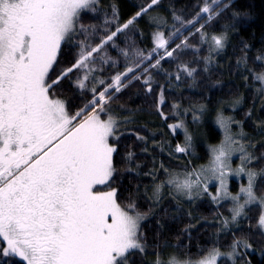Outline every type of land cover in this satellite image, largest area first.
Wrapping results in <instances>:
<instances>
[{
	"label": "trees",
	"instance_id": "1",
	"mask_svg": "<svg viewBox=\"0 0 264 264\" xmlns=\"http://www.w3.org/2000/svg\"><path fill=\"white\" fill-rule=\"evenodd\" d=\"M217 2L219 8L212 6L216 15L209 21L207 13L196 16L205 0H158L139 17L135 14L151 0H95L91 7L80 10L75 21L76 31L71 41L62 42L47 77L51 84L74 63L73 58L79 51L75 44L83 41L86 35L95 33L88 40L94 46L133 17V23L118 33L100 53L109 58L108 62L97 61L95 64L93 75L97 81L104 80L105 87L114 75L133 67L134 62L139 63L138 59L122 55L121 50H141L146 56L151 53V63L164 56V49L152 52L157 32H162L168 40V50L186 37L187 44L191 45L183 49L186 54L178 60L175 57L160 59L158 68H150L145 61L139 71L129 73L124 79L126 87L119 92L109 90L111 100L107 108L117 117L121 116L122 125L126 122L127 125L118 127L109 138V143L116 148L112 157L114 172L99 189H115L117 202L122 207L144 215L139 232L145 251L131 252L128 264H154L158 256L160 260L161 257L165 259L168 248L184 259L199 260L216 248L225 254L219 257L217 264H264V231L258 225L260 205H248L237 224L225 227L220 217L230 218L229 201L216 204L201 191L199 197L195 192L192 202L184 204L175 194H167L170 186L164 182L172 170L182 176L179 170L192 168L196 161H206L211 147L222 141L223 130L220 132L208 124L203 130V144H196L192 139L188 151L176 152L177 145L184 146L185 137L178 130L170 131L167 126L175 121L193 125L191 109L200 114L222 111L226 117L241 122V132L252 139L248 147L253 159L248 167L258 172L264 169V92L254 78L264 72V0ZM175 16L181 17L182 21L193 20V24L182 26ZM201 24L209 40L212 35L225 36L223 49L212 51L209 43L201 41L200 33L196 32ZM177 28L180 32L170 36ZM181 64L195 70L192 76L178 71ZM145 68H148L147 73ZM81 75L82 71H74L50 90L51 98L64 101L71 115L85 108L93 98L91 79L87 88L77 86L76 81ZM178 75L180 79H177ZM145 80H149L151 91ZM95 87L102 90L98 83ZM224 101L231 105L220 106ZM90 111L91 108H87L83 116ZM234 155L239 154L234 152ZM239 163L238 156L233 166ZM163 182V194L158 199L155 188ZM209 190L213 192V186H209ZM255 192L264 194V179L258 178ZM130 204L135 205L134 210L129 209ZM234 243L237 256L231 261L227 254L232 252ZM4 246L0 243L2 264H25L18 257H3Z\"/></svg>",
	"mask_w": 264,
	"mask_h": 264
},
{
	"label": "snow or ice",
	"instance_id": "2",
	"mask_svg": "<svg viewBox=\"0 0 264 264\" xmlns=\"http://www.w3.org/2000/svg\"><path fill=\"white\" fill-rule=\"evenodd\" d=\"M93 3L94 0H0V243L6 244L2 249L5 258L18 257L26 264H128L131 252L145 251L139 232L143 216L123 210L116 203L115 189L93 190L94 185L109 181L114 172L112 157L116 148L109 144L108 138L114 134L116 121L111 117L103 120L101 114L106 112L111 100L109 90L119 92L126 87L123 81L129 73L139 71L145 61L150 68H158L164 57L178 60L186 54L183 49L191 45L187 44L186 37L168 50V40L162 32H157L152 52L164 49V56L151 63V53L146 56L141 50H121L122 55L138 59L139 63L134 62L133 67L114 75L105 87V81H97L93 75L95 64L108 62L109 58L100 53L133 23V17L94 46L88 43L94 32L77 42L75 47L79 51L73 58L74 63L49 84L47 77L62 42L71 41L80 10ZM157 3L158 0H151L135 16H141ZM213 5L219 8L217 0L211 3L205 0L196 16L207 13L211 21L216 15ZM174 19L182 26L193 24V20L182 21L179 16ZM203 28L201 25L196 32L200 33L202 42L210 44L212 51L225 47L223 34L212 35L209 40ZM179 32L177 28L170 36ZM74 71H82L76 81L79 88L85 89L87 82L93 81V98L85 108L71 115L64 101L51 98L50 90ZM178 71L192 76L195 70L181 64ZM254 78L264 83V75ZM144 82L149 84V80ZM97 83L102 90H97ZM151 90L149 84L148 91ZM89 107L91 111L77 124ZM219 122L226 132L225 142L212 149L210 167L194 169L185 173L183 179L172 176L167 183L191 197L200 188L202 175L211 171L220 182L213 200L230 198L234 203L230 209L231 221L235 222L245 214L249 204L259 202L264 209V195L258 196L255 192L258 178L264 179V169L246 171V164L253 156L241 144L238 151L242 166L237 171L246 172L248 184L235 196L228 192L226 161L233 149L225 145L239 142L227 134L224 119ZM170 127L181 128L183 123ZM184 131L185 144L177 145L176 152L184 153L191 147L192 137L186 128ZM161 187L156 186L157 196ZM203 191L207 192L206 183ZM129 209L134 210L135 205L130 204ZM223 223L227 227L229 221L226 219ZM258 225L264 229V211ZM232 247L234 253L236 244ZM233 253L227 254L229 258ZM222 255L225 254L213 248L204 259L184 264H217V258ZM154 264H162L159 257ZM169 264L180 262L173 258Z\"/></svg>",
	"mask_w": 264,
	"mask_h": 264
},
{
	"label": "rangeland",
	"instance_id": "3",
	"mask_svg": "<svg viewBox=\"0 0 264 264\" xmlns=\"http://www.w3.org/2000/svg\"><path fill=\"white\" fill-rule=\"evenodd\" d=\"M95 1V0H94ZM203 23H205V21L204 22H202V24ZM201 24V25H202ZM58 53V52H57ZM260 75H264V72H262L261 74H258V75H256V77L257 76H260ZM256 80H258V82H259V88H260V90L261 91H263L264 92V83H261V81L259 80V79H256ZM233 104V103H232ZM221 105H224V107L225 106H230L231 104L229 103V105L227 104V102L226 101H224L223 103H220V106ZM190 113L191 114H193L192 115V119L190 120L192 123H193V125H189L187 122L185 123V124H183V127H181V128H175V127H170V125L171 126H174V125H177V124H180L181 122L180 121H175L174 123H170L167 127L169 128V130L170 131H174V130H178L179 132H180V134L182 135V137H185V128L188 130V134L192 137V139L195 141V143L196 144H198V143H201V144H203V141H204V139H205V135H203L204 134V132H203V130H204V128H205V126L206 125H208V124H211V125H213V126H215L220 132H221V129L223 130L222 132H223V134H222V141L219 143V144H217L216 146H213V147H211V149H210V154H209V156H208V158H207V160L206 161H196V164L191 168L190 167V169H186V170H179L180 171V173L182 174V176H180L178 173H175V171L174 172H170V174L168 175V177L167 178H165V183L166 184H168L167 183V181H168V179L170 178V177H172V176H178L179 178H181V179H183L184 178V174L185 173H188V172H192L194 169L195 170H197V171H199V170H201L202 168L203 169H208L209 167H210V161H211V159H212V156H213V153H212V149L214 148V147H219V146H221L224 142H225V136H226V132H225V129L223 128V127H221V124H220V119L221 118H223L224 119V121L226 122V124H227V128H228V133L227 134H230V135H232V137H233V139L234 140H236V141H238L239 143H235V144H230V145H228V144H226L225 145V147L226 148H231V149H233V151H232V153H231V155L227 158V161H226V163H227V165H228V168L226 169V172H227V175H226V177H225V179H226V184H227V188H228V192L232 195V196H235V195H237V193H239L240 192V189H241V187L243 186V187H246L247 186V184H248V176H247V174H246V172H244V173H239L237 170L242 166V160H241V153L238 151V149H239V147H240V145L241 144H243L244 145V147H245V149H246V151H247V153H249L250 154V148L248 147L249 146V144L250 143H248L249 141H251L252 139H251V137L249 136V135H247V134H243L242 132H241V130L243 129L242 128V124H241V122H239L238 120L236 121L235 119H234V117L233 118H231V117H226L224 114H223V112L222 111H219V112H209V111H205V112H202L201 114L200 113H198L197 111H193L192 109L190 110ZM87 116V114L85 115V116H83L82 118H80V120L78 121H76V123L78 124V123H80L85 117ZM198 117V119H196V120H194L193 119V117ZM109 117H111V118H113L115 121H116V128H115V130L116 129H118V127H120V126H126L127 125V122L125 123V125H122V122H121V120H120V117L121 116H119V117H117L114 113H112V110L110 109V108H107L106 109V112L103 114H101V119H103V120H107ZM229 119H230V123L228 122L229 121ZM234 119V120H233ZM236 125V127H233V125ZM111 137V136H110ZM109 137V138H110ZM109 138H108V142H109ZM110 144V143H109ZM111 145V144H110ZM252 145V144H251ZM251 145H250V147H251ZM234 152L235 153H237V154H239L238 156L240 157V160H241V164L239 163L238 164V166H233V163H234V160H236L237 158H238V156H235L234 155ZM188 156H190V155H188ZM235 156V157H234ZM234 157V158H233ZM196 158H198V156L196 157ZM250 162V161H249ZM248 162V163H249ZM248 163L246 164V171H247V169H250L249 167H248ZM258 172V171H257ZM167 174V173H166ZM194 178V177H193ZM108 182V181H107ZM106 182V183H107ZM164 182L161 184L162 186H163V184H164ZM105 183V184H106ZM205 183H206V186H207V191L208 192H206L207 194H208V197H210L211 199H212V201L213 202H215L216 204L219 202V201H224V200H227V201H229L230 203H231V206H230V209H232L233 207H234V203H233V201L229 198V199H221V200H219L218 202L217 201H214L213 200V197L216 195V192H217V189L220 187V182H219V179L218 178H216V176H214L213 174H212V172L211 171H207V172H205L203 175H202V177H201V185H200V188L199 189H197V190H195L194 192H193V195L191 196V197H189L186 193H182V192H178V191H176V189H175V187L173 186V185H170L169 184V188H168V191H167V194H169V195H173V194H175L174 196L176 197V199L178 200V201H180V202H182V203H184V204H187L188 202H192V200L195 198V195L197 194V197H199L200 196V194H201V191H203V188H204V186H205ZM105 184H98V185H94V191H97V192H108V191H111L112 189H109V190H106V191H104V190H100L99 188L101 187V186H104ZM209 186H213V192H210V190H209ZM162 188V187H161ZM161 188H160V191H159V194H158V199H159V197L161 198V196H162V194H163V192L161 191ZM156 189V188H155ZM199 190V191H198ZM175 192V193H174ZM195 192H196V194H195ZM171 193V194H170ZM262 195H264V194H262ZM258 196H261V195H258ZM158 199H155V200H158ZM116 203L123 209V210H125V211H129V213L130 214H132V215H136V214H140L139 212H131L130 210H128L127 208H125V207H122L118 202H117V199H116ZM241 203H243V199H241ZM253 204H258V205H260L259 204V202H256V203H253ZM250 205V204H249ZM248 206V205H247ZM246 206V207H247ZM260 208H261V206H260ZM262 211H264V209H262L261 208V212ZM141 216H143V218H144V215H142V214H140ZM230 215L232 216V213H231V211H230ZM231 216H230V218L229 219H227V218H225V220L227 219L228 221H229V225H232L233 223H235V224H237V220L241 217H237V220L235 221V222H232L231 221ZM221 218V220L224 222V219L222 218V217H220ZM142 221V219L140 220V222ZM109 222H111L110 221V219H109ZM140 222H139V224H140ZM262 229V228H261ZM263 231H264V229H262ZM5 246H6V244H5ZM242 248H243V246H242ZM230 253H233V250H232V252H230ZM209 254V253H208ZM208 254L207 255H205V257L206 256H208ZM262 254H264V249H263V251H262ZM236 256H237V250L235 249V252L233 253V255H232V257L230 258V260L231 261H234L235 259H236ZM159 257V256H158ZM205 257H203V258H201V259H199V260H202V259H204ZM221 257V256H220ZM227 257H229L228 255H227ZM173 258H175L178 262H180V264H184V262L185 261H189V262H196V261H199L198 259H196V260H194V259H184V258H180V255L178 256L177 254H175L174 253V251H172V250H170L169 248H168V253L166 254V257H165V259L163 258V257H161V261L162 260H164L165 261V263L167 264V263H169V261L170 260H172ZM20 259V258H19ZM159 259H160V257H159ZM170 259V260H169ZM218 259H219V257L217 258V261H218ZM21 260V259H20ZM24 262V261H23ZM163 262V261H162ZM25 264H26V262H24ZM243 264V263H242Z\"/></svg>",
	"mask_w": 264,
	"mask_h": 264
}]
</instances>
